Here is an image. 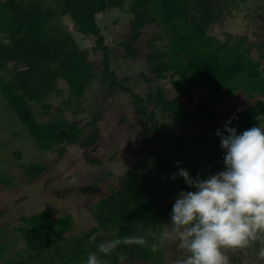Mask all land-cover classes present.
<instances>
[{
    "label": "trees",
    "instance_id": "trees-1",
    "mask_svg": "<svg viewBox=\"0 0 264 264\" xmlns=\"http://www.w3.org/2000/svg\"><path fill=\"white\" fill-rule=\"evenodd\" d=\"M59 1L62 8L45 7L42 0H0V93L41 150L64 153L66 145L75 144L86 161L99 165L102 160L95 151L104 134L95 125L97 117L82 125L70 121L64 115V106H58L59 115L44 122L39 120L34 104L50 107L47 99L53 92L62 93L58 81L64 79L70 96L63 105L73 99L78 104L74 113L82 107L85 111L83 99L98 69L107 90L121 88L131 92L112 67L110 48L97 20L98 13L123 8L129 0ZM219 1L132 0L128 34L121 42L123 56L134 59L147 49L152 73L169 80L176 90L175 96L166 97L165 91L158 88L149 94V99L163 112L171 113L181 129L177 134L167 131L157 111L149 109L144 98L131 92L136 123L146 140L139 152L130 146L120 185L96 201L95 225L64 248L56 246V241L74 229L73 213L58 216L44 207L21 215L19 229L29 254L14 264H30L34 259L48 264L55 258L62 264H82L92 252L108 264L138 260L160 264L163 247L153 253L148 247L121 244L104 255L98 252L97 244L129 236L144 237L149 245L158 242L163 226L171 221L178 193L195 190L182 177L173 179L172 174L179 168L186 169L193 178L197 174L201 178L215 174L225 166L217 129L234 117L230 126L240 134L257 126L264 111V67L242 47L244 38L233 44L209 33L210 26L221 16ZM60 16L70 17L79 34L96 37L92 48L80 46L70 36L55 35L56 29L53 33L52 28L47 29ZM9 63H15V68L7 77ZM118 113V124H124L126 114ZM177 161L182 163L177 165ZM20 166L31 178L39 177L45 170L36 161ZM161 200L163 206L157 210L156 204ZM94 233L96 240L90 243L89 237ZM53 251L56 255L44 260ZM2 252L4 248L0 255Z\"/></svg>",
    "mask_w": 264,
    "mask_h": 264
},
{
    "label": "rangeland",
    "instance_id": "rangeland-1",
    "mask_svg": "<svg viewBox=\"0 0 264 264\" xmlns=\"http://www.w3.org/2000/svg\"><path fill=\"white\" fill-rule=\"evenodd\" d=\"M29 2L31 0H24ZM45 7L62 8L59 0H42ZM132 0L123 8H110L98 13L97 20L105 43L110 48L112 67L116 70L124 85L145 99L149 109L157 111V117L164 122L167 131L177 134L181 126L175 122L169 112H163L160 105L149 99V94L158 88L165 91L166 97L176 95V90L167 79H160L151 71L147 49L143 54L132 59L123 56L121 42L127 37ZM221 16L209 28V33L217 36L222 42L237 43L244 38L242 47L248 49L250 56L264 67V0H220ZM52 28L55 35L70 36L75 43L92 48L96 37L79 34L68 16L53 19L47 29ZM90 54L96 56L92 51ZM98 58V56H97ZM100 59V57H99ZM15 63L8 64L5 71L7 77L12 74ZM61 94L53 92L47 99L51 104L46 108L43 104H34L36 114L41 121L54 119L59 115L56 107L64 106V115L70 121L85 124L97 117L96 126L103 130L104 138L95 154L102 160L94 165L82 157L81 148L75 144L66 145L64 153L59 150L43 151L35 143L24 124L18 119L0 93V264H14L28 258V250L23 241L19 227L22 225L20 216L42 210L52 209L58 216L67 213L75 215L74 229L56 241V246L67 248L79 235L95 225L94 209L96 201L103 195L111 193L120 185L119 178L127 169L125 158L130 155V146L139 152L141 144L146 140L142 128L136 123L134 97L129 90H107L102 79V72L97 71L96 78L91 82L90 89L83 99L86 108L74 113L75 100L63 105V100L70 96V88L64 79L58 81ZM264 104V97H261ZM81 107V106H80ZM225 106L221 109L223 111ZM119 111L127 116L124 124H118ZM223 114V113H222ZM95 116V117H94ZM153 122V120H151ZM257 126L264 128V111L259 117ZM155 132V131H154ZM19 153V154H17ZM117 155V159H110ZM38 162L45 166L44 172L37 178L28 177L21 163ZM225 169L223 166L217 172ZM164 200L158 201L156 209L161 210ZM171 221L166 223L161 232L170 230ZM149 229V227H147ZM261 245L243 251L222 250L229 257V264H264L257 253ZM51 252L45 256L47 260ZM189 253L179 247V241H165L160 264H176L186 259ZM149 261L138 260L130 264H149ZM30 264H40L37 259ZM48 264H62L57 258ZM86 264V261L84 263Z\"/></svg>",
    "mask_w": 264,
    "mask_h": 264
},
{
    "label": "clouds",
    "instance_id": "clouds-1",
    "mask_svg": "<svg viewBox=\"0 0 264 264\" xmlns=\"http://www.w3.org/2000/svg\"><path fill=\"white\" fill-rule=\"evenodd\" d=\"M233 119L216 131L225 152L224 170L207 178L199 174L193 178L184 168L172 174L195 190L178 193L170 213L171 228L163 231L162 239L149 245L141 236L116 238L97 244L98 252L108 255L121 244H135L155 253L165 241L178 240L189 255L176 264H229L222 250L243 251L259 242L257 256L264 260V128L253 126L237 134L230 126ZM96 236H90L89 242ZM86 264L108 262L92 252Z\"/></svg>",
    "mask_w": 264,
    "mask_h": 264
}]
</instances>
